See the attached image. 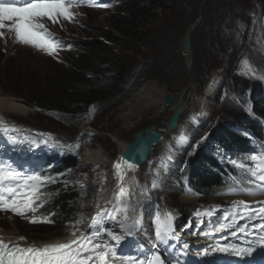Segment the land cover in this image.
Instances as JSON below:
<instances>
[{"label": "rangeland", "instance_id": "374dc122", "mask_svg": "<svg viewBox=\"0 0 264 264\" xmlns=\"http://www.w3.org/2000/svg\"><path fill=\"white\" fill-rule=\"evenodd\" d=\"M192 1H179L173 7H169L166 12L161 10L155 12L154 19L151 20L150 25L146 28L147 39L136 49V54L132 53V51L123 52L128 59L124 60L127 70L121 80L116 85L115 79L118 76L116 75L115 78L114 76L119 70V66H109L108 69L110 71L106 78L101 80L100 84L111 92L106 100L95 105L85 115L71 117L59 112L43 113L9 96L0 95V98H8L27 107L30 112V115L26 116L13 113V115L8 116L6 123H15L23 129H32L37 134L39 132L51 133L58 140L68 138L70 139L68 141L83 135L81 133H83L84 129L87 130L89 135L83 137L85 145L83 152L85 153L86 148L91 151L101 149L107 159V164L104 168L108 175L107 182L95 183L93 180L99 171L98 167L93 164L83 165L81 158L78 167L79 173L76 178V185L80 191L81 198L68 228L47 234H28L23 230L26 225L25 222L27 223L25 218L21 219L19 216L6 215L0 212V231H17L18 238H26L25 241H21L23 244L48 243L53 240L65 239L73 231H76L72 227L75 221L83 218V223L79 225V230L86 224L85 222H87L95 206L101 202L105 193L114 186L115 174L112 163L120 154L117 140L130 144L140 131L154 126L161 132H165L166 125L164 121L170 119L172 114L171 107L165 104V97L168 92L178 97L181 92L187 91L184 98L187 106L181 118L179 131L177 130L171 135H167V138L171 140L174 136H180L183 128L188 131L196 128V125L194 126L191 122L190 117L192 115L199 116L198 121L204 124V129L210 119L213 126L214 121H223L225 112L231 107H236L234 106L235 97L232 96L230 98L228 95L225 96L226 93H222L220 98L218 97L214 101L211 100L212 105L208 118H201L206 91L215 77L219 76L223 79L221 91L223 92V88L228 87L227 85L236 70L248 73L250 67L245 66L243 62L251 58L258 62V66L255 68L256 73L254 75L245 74V76L257 77L264 82V15L261 16L257 12L260 8L251 11L253 19H245L240 16L234 17L233 20L228 19L227 23L229 26L227 30L216 37L213 36V31L218 28L221 21L219 14L225 7L230 9L237 1ZM225 2L227 3L224 4ZM257 2L261 3L260 0H253V5ZM192 3L194 4L191 5ZM101 13L99 11L88 13L84 23L79 26L62 20L57 24H51L50 26L48 24L46 27L48 29L50 27L53 28V31H56L59 37L62 36L64 42L79 44L95 39L106 30H110V15ZM235 13L239 14L238 11ZM198 20H200L199 26L190 32L192 40V51L190 53L192 66H190L187 52H185L183 46L189 28ZM44 23L46 24V21ZM130 49L135 48L131 47ZM64 57L65 53L63 50L57 51L55 55L50 56L34 47L17 43L14 33H8L7 30L4 38H0V59H4V63L8 59H13L11 61L13 66L20 73L31 72L35 76L44 77V81H46L45 76L54 71V65L62 63ZM22 80L24 81V79ZM113 85H116L115 89ZM111 87L113 90H111ZM147 89H151L152 93L157 96L158 108L144 111L133 120L126 122L122 117V109L134 101L138 94ZM122 130H125V133ZM202 130L195 134V137L191 140V147L195 141L205 137L204 135L207 132ZM28 133L24 130H17L10 133V135L17 136L19 139L20 136L26 137ZM3 134L0 132V139ZM155 150L146 169L142 168V170H139L135 174L136 177L143 179L146 172L156 173L158 171L161 164L157 161V158L161 153V147L158 146ZM177 179L179 180V178ZM151 189L152 187L148 189V192L150 191V194L157 199L159 204H154L153 206L157 207V210L152 211V203H149L146 199L148 212L150 211L149 218L154 222L157 215L163 217L165 213L172 212L175 216L173 221L174 230L177 229L181 232L182 238L189 245L188 248L192 255L183 251L186 254L185 257H176L174 249H165L163 244L157 240H153L148 246L142 243H132L131 246L125 249V256H132L137 264H148L153 254L158 253L162 249L172 255V257L177 258L180 264H196L194 258L198 255L190 242L192 238L198 236L196 233L199 232L200 225L205 222L211 224L218 217L224 218L225 213L233 211L234 202L236 201L254 199L252 201L256 202L257 205L259 202H264L260 200L264 198V195L244 196L241 193H236L224 200L201 199L195 196L193 197L195 201L184 203L182 198L186 195L179 190L177 192L172 191L175 192L174 194L164 195L154 194ZM159 191L171 192L165 189ZM170 204L172 206H169ZM158 209H161L162 213ZM212 209H215V211H212L210 216L203 214L206 210L211 211ZM197 212L202 214L197 216ZM228 218L227 221L230 222L231 216ZM152 227L154 229V223ZM196 241L194 240V242ZM154 245L157 246L154 247Z\"/></svg>", "mask_w": 264, "mask_h": 264}, {"label": "trees", "instance_id": "16d2710c", "mask_svg": "<svg viewBox=\"0 0 264 264\" xmlns=\"http://www.w3.org/2000/svg\"><path fill=\"white\" fill-rule=\"evenodd\" d=\"M116 1L119 4L110 12H105L110 15V30L65 53L62 63L54 65L53 74L45 76L46 81L44 77L31 72L20 73L13 66V59L4 63L1 58L0 95L9 96L39 112H59L71 117L85 115L106 100L111 91L100 83L110 71L109 66H119L114 76H118L115 79L117 85L127 70L124 60L128 57L123 52L136 54V49L147 39L146 28L154 19L155 12H166L176 2L183 0ZM236 1L230 9L225 7L219 14L221 21L214 29L213 36L218 37L227 30L228 19L233 20L236 16L253 19L251 11L257 8H260L257 12L264 15V0L254 5L253 0ZM254 62L257 68L258 62ZM227 86L228 97H235L236 107L225 112L223 121H214L213 126L211 123L182 170V179L187 181L189 191L204 198L224 193L235 186L234 180L247 181L249 177L246 171L235 167L230 161L251 164L252 154L264 155V82L257 77H246L236 70ZM33 139L38 141L23 147L22 158L37 167L42 176L55 181L42 190L46 193L42 197L46 203L36 213L37 216H47L52 222L33 224L26 219L23 230L28 234L58 232L70 226L81 198L76 178L84 142H78V148H68L44 144L37 137ZM75 139L68 141L70 139L62 138L65 142Z\"/></svg>", "mask_w": 264, "mask_h": 264}, {"label": "snow or ice", "instance_id": "6c2138e0", "mask_svg": "<svg viewBox=\"0 0 264 264\" xmlns=\"http://www.w3.org/2000/svg\"><path fill=\"white\" fill-rule=\"evenodd\" d=\"M97 6L107 8L108 4H92L90 0H0V38H4L5 29L8 33H14L17 43L34 47L43 51L47 55L53 56L64 47L63 42L45 26L44 21L52 24L59 23L62 18L64 21L73 22L76 13L72 11L74 7ZM10 22V23H9ZM71 47V45H67ZM250 67L247 60L243 62ZM17 129L10 127L0 118V132L7 135L10 143L24 142L19 141L17 136L10 135ZM38 136L46 137L42 142L48 144L54 142L59 147H76L79 145H63L59 141H54L51 133H38ZM27 139V138H25ZM30 143H36L33 139ZM251 164L243 161H230L235 167L243 169L248 174L247 183L252 186L244 190L245 195L264 194V155L252 154ZM126 165V168H125ZM118 175V191L114 201L109 207L101 209L96 216L91 217L90 231L81 234L76 239L68 240L63 243L45 244L42 247L36 245L22 246L19 242H6L0 237V264H115L116 260H121L124 264H137L132 256H120L117 248L122 240L132 235L138 221L132 219L135 209L131 203V194L126 193L122 187L127 170L136 168L134 163L128 161L124 165L117 163L114 166ZM124 169V170H122ZM50 182H55L51 177L41 176L36 171L24 170L8 161H0V212L11 213L15 216L25 218L29 223H51L47 216H37V210L42 208L46 201L42 199L46 193L42 189ZM234 183L239 184L238 180ZM253 188L260 191H254ZM227 194H236L235 189H230ZM258 210L250 208L244 200L234 202L233 211L225 213L224 218L229 216L235 223L239 219H245L249 223L259 220V224H253L254 230L264 229V202ZM211 211L206 210L204 215H211ZM248 214L245 215L244 213ZM31 214V215H29ZM197 216L202 213L197 212ZM175 216L172 212H167L163 217L157 215L154 219L155 237L159 243L167 244L170 240L179 241L175 234L173 221ZM83 223V218L75 221L72 225L76 231ZM111 223L119 229V234L107 227ZM219 228H224L220 224ZM248 223L244 224L239 231L247 235ZM76 231L71 235L75 236ZM204 236H209V232H203ZM106 235L108 240L103 237ZM237 234L234 232L233 236ZM26 238L19 237L18 241H25ZM115 243H112V242ZM260 247H264V235H260L257 240ZM157 245H154L156 247ZM185 249L189 247L187 243L183 245ZM213 251L234 255L251 256L255 247L245 248L236 245H215ZM207 249L197 251V255H206ZM148 264H164L163 259L158 253H154Z\"/></svg>", "mask_w": 264, "mask_h": 264}, {"label": "bare ground", "instance_id": "6f19581e", "mask_svg": "<svg viewBox=\"0 0 264 264\" xmlns=\"http://www.w3.org/2000/svg\"><path fill=\"white\" fill-rule=\"evenodd\" d=\"M222 85L223 79L219 76L215 77L210 82V85L206 91V97L204 98L205 100L203 102L201 114L202 119H206L209 116L212 105L211 100L214 101L219 96H221ZM156 99L157 96L152 93L151 89L143 91L142 93L137 95L134 101L130 102L126 107L122 109V117L126 122H128L133 120L137 115L143 113L144 111H147L149 109L156 110L159 105V102H156ZM145 103L146 105H144ZM13 113L23 116L30 115L29 109L27 107L18 104L8 98H0V118H2L6 122L8 116L13 115ZM198 117L199 116L195 114L191 116V122L194 124V126L196 125L195 129H193L192 131H188L183 128L181 129L182 132L180 136H174L171 140H169V138L165 136L161 143L156 146L161 147V153L157 158V161L161 164V166L160 168H158V171L156 173L146 172L144 178L141 179L139 177H136L135 175L141 169V167L136 166L135 169L127 170L122 187L124 188L126 193L131 194V203L135 209L134 213H132V219L138 221V223L132 230V235L122 240L121 245L117 248V252L120 256H125V249L131 246L132 243H142L148 246L149 243L153 240L156 241V238L154 236V229L152 227V224L154 222L148 216L149 213L145 200L146 194L148 193V189L150 187H152L153 190L157 189L158 191L162 189L170 190L171 192L180 190V171L185 160L186 154L191 148L190 142L195 137V134H197L203 129L204 125L203 123H200L198 121ZM83 133H88V131L84 129ZM117 142L119 143L120 155L112 163L115 174V184L111 188V190L105 193L101 202L98 203L97 206H95V209L92 211L87 222H85L86 224H84L81 230L77 232L75 236L70 235L65 239L57 238L58 240H53L52 242L34 243L29 245H37L38 247H42L45 244L63 243L67 242L68 240L76 239L81 234L90 231L89 225L91 224V217L96 216V214L101 209L109 207L111 202L114 201L115 194L119 190V178L117 175V169L114 166L117 163L124 165V162L121 158V153L127 147L128 144L122 143L118 140ZM150 157L148 158V161H150ZM106 160L107 159L106 157H104V153L101 149L98 151H91L89 148H86L85 153L82 156L83 165L93 164L99 169L96 174V177L93 180L95 183H105L108 181V175L104 168L107 164ZM177 178H179V180ZM182 199L184 203H191L195 201V199L190 196H184ZM262 201H264V199ZM248 205L250 206V208H252L251 203H248ZM252 209L257 210V207H253ZM246 223H248V228L246 229V232L248 233L247 235L239 231V229ZM259 223V220H255L249 223L245 219H239L238 223H231L228 222L227 219L221 217L218 218L215 222H213L210 226H206L205 223L200 231L201 235L200 233H196L198 236L192 238L190 242L196 249V252L204 249L208 250L206 255H199L195 258L196 264H264V247H260L257 244L258 237L260 235H264V229L254 230L252 227L253 224ZM220 224H224L225 227L219 228L218 226ZM106 226L119 234V229L116 228L113 224L108 223L106 224ZM203 232H209L210 237L204 236L202 234ZM234 232L237 234L235 237L233 236ZM0 237H2L6 242H19L22 246H25V244H23L21 241H18L17 231H0ZM103 238L105 240L110 239L106 235H104ZM194 240L197 241L194 242ZM112 243L115 242L113 241ZM217 244L222 246L232 244L241 248L253 246L255 247V251L253 255L245 257L228 255L213 251L214 246ZM115 264H124V262L121 260H116Z\"/></svg>", "mask_w": 264, "mask_h": 264}, {"label": "water", "instance_id": "95a60500", "mask_svg": "<svg viewBox=\"0 0 264 264\" xmlns=\"http://www.w3.org/2000/svg\"><path fill=\"white\" fill-rule=\"evenodd\" d=\"M200 24V20L195 25H192L185 37L184 50L187 52L189 65L191 64L190 53L192 51V40L191 31L196 29ZM186 90L176 97L173 93L168 92L165 97V104L170 106L172 109V115L170 119L164 121L166 125L165 133L163 134L155 126L149 129L142 130L139 132L135 140L128 144L127 147L122 151L121 158L123 162L128 161L134 163L137 167H142L148 158L153 154V151L157 145L161 143L165 136L170 135L177 129L179 120L183 113V110L187 106L185 103Z\"/></svg>", "mask_w": 264, "mask_h": 264}]
</instances>
